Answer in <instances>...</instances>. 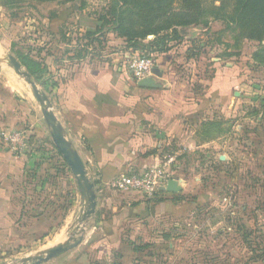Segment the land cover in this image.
Instances as JSON below:
<instances>
[{"label": "rangeland", "instance_id": "rangeland-1", "mask_svg": "<svg viewBox=\"0 0 264 264\" xmlns=\"http://www.w3.org/2000/svg\"><path fill=\"white\" fill-rule=\"evenodd\" d=\"M16 1L0 0V55L10 53L19 61L20 54L27 50L39 55L47 69L39 78H32L49 100L65 74L85 66L123 68L124 61L134 56L172 51L175 65L169 68L168 75L181 78L176 81H185V88L197 95L209 87V81L206 85L204 81L211 79L218 68L215 59L222 70L230 64L238 67V84L233 88L236 93H231L224 115L214 113L203 119L193 127L191 135H187L186 129L191 125L184 120L186 134L158 136L155 146L146 150L145 154L155 156L157 162L144 169L159 170L164 176L163 186L170 179L178 181L180 192H172L175 194L167 198L170 204L178 206V211L153 217L145 225L146 233L136 232L129 241L135 249L142 250L139 264H264V39L247 38L233 22L209 15L206 22L178 27L183 33L189 28L197 29L193 38L181 36L169 41L162 52L146 49L142 54L141 45L115 30V23L106 14L111 0ZM152 39L148 36L140 41L146 44ZM126 51L128 55L124 56ZM189 57L194 59L189 62ZM0 63L19 81L22 94L30 102L35 120L44 131L40 136L42 149L66 174V188L60 199H52L56 210L51 212L58 220L67 214L66 221H61L63 225L44 240L12 247L0 257V264H18L23 257L54 245V241H64L72 234L78 238L82 234L84 204L30 86L7 61ZM203 143L206 144L199 147ZM80 156L100 195L98 215L88 220L87 228L92 219L106 221L115 213L120 215L124 204L114 210L104 209L107 200L101 199V194L112 196V191H121L115 189L112 180L102 187L96 177L95 161L88 159L84 150ZM39 185V181L24 180L20 200L31 201L33 196L37 201L48 199ZM157 197L146 199L148 203L165 200ZM68 251L41 264L63 259Z\"/></svg>", "mask_w": 264, "mask_h": 264}, {"label": "crops", "instance_id": "crops-1", "mask_svg": "<svg viewBox=\"0 0 264 264\" xmlns=\"http://www.w3.org/2000/svg\"><path fill=\"white\" fill-rule=\"evenodd\" d=\"M195 30L189 28L187 33L180 32L184 38H193L197 34ZM171 52L153 56L155 66L151 76L160 84L159 88L138 86L137 81L125 73L126 60L123 68L85 66L77 72L71 71L53 89L52 109L79 155L84 150L88 159L95 161L96 177L102 187L121 173L139 172L157 162L155 156L145 152L155 146L158 136H183L184 120L191 125V128L186 126L187 135H191L193 127L203 119L214 113L224 115L231 93H236L233 89L238 84L236 65L230 64L222 70L215 59L218 68L210 80L204 81L205 85L209 81V87L204 88L202 95H197L194 90L185 88V81H176L181 78L168 75L169 68L175 65ZM127 55L126 51L124 56ZM193 59L189 57V62ZM121 70L125 72L121 73ZM22 93L19 81L0 63V129H26L32 137V150L26 154L14 153L0 141V257L12 247L44 240L54 229L60 228L67 217L65 214L58 220L51 215L56 210L52 199H60L66 188V174L51 167L57 165L56 160L42 149L40 136L44 131L40 124L38 126L30 102ZM205 144H199V147ZM46 158H53L51 164L48 160L43 162ZM40 175L47 182L41 180ZM24 180L39 181V187L44 188L49 198L37 201L33 196V202L20 200ZM95 191L98 202L100 195ZM113 192L116 191H112L115 199L108 193L101 194V199L107 200L104 209L114 210L124 204L123 210L131 214L119 218L115 213L106 221L92 219L82 241L69 249L63 259L48 264H139L137 259L142 256V250L135 249L129 240L136 232L146 233L145 225L147 227L153 217L178 211V206L167 199L175 194L169 191L159 194V198L165 200H151L143 216L135 214L141 212L140 209L131 208L133 203L141 201L142 195ZM142 201L146 199L142 198ZM98 210L97 203L95 217Z\"/></svg>", "mask_w": 264, "mask_h": 264}, {"label": "trees", "instance_id": "trees-1", "mask_svg": "<svg viewBox=\"0 0 264 264\" xmlns=\"http://www.w3.org/2000/svg\"><path fill=\"white\" fill-rule=\"evenodd\" d=\"M18 1L20 0L16 2ZM216 1L219 4L216 5ZM106 14L111 17L115 30L120 35L133 41L135 45H141L142 54L146 49L153 52L164 51L169 41L182 36L178 27L206 22L209 15L233 22L247 38L264 39V0H111ZM102 18L105 19V16ZM148 36H153V39L146 44L141 43L140 40ZM20 56L21 64L36 79L46 71L44 60L32 50H27ZM31 139L29 136L30 152ZM52 159L46 158L43 162L48 160L51 164ZM51 167L59 169L58 165ZM45 172L47 173V170ZM39 178L47 182L44 176L40 175ZM162 192L158 190L153 197L147 198H156ZM148 201L149 199H146L131 205L132 209H140L141 212L135 213L137 216H143ZM130 214L123 210L117 216L122 218L123 215Z\"/></svg>", "mask_w": 264, "mask_h": 264}, {"label": "water", "instance_id": "water-1", "mask_svg": "<svg viewBox=\"0 0 264 264\" xmlns=\"http://www.w3.org/2000/svg\"><path fill=\"white\" fill-rule=\"evenodd\" d=\"M7 61L9 66L30 86V91L34 99L39 103L42 117L49 128L51 139L70 169L77 186L81 201L84 204V210L81 215L80 233L85 232L86 224L89 219L93 218L96 211V191L94 182L89 178L85 164L78 151L72 145L71 140L67 137L65 129L55 115L51 102L46 93L39 89L37 83L33 80L31 74L25 69L21 62L12 54L7 53L5 56L0 55V62ZM137 85L141 87H157L158 83L152 76H147L137 80ZM161 190L177 192L180 190L179 183L176 179H170ZM74 238L73 234L66 237L64 241L58 242L52 246L36 251L32 255L23 257L18 264H41L59 254L78 245L83 235Z\"/></svg>", "mask_w": 264, "mask_h": 264}, {"label": "built area", "instance_id": "built-area-1", "mask_svg": "<svg viewBox=\"0 0 264 264\" xmlns=\"http://www.w3.org/2000/svg\"><path fill=\"white\" fill-rule=\"evenodd\" d=\"M155 59L152 55L134 56L125 63V70L135 79L152 75ZM0 141L14 153L30 152L29 134L26 129H0ZM163 175L159 170L150 167L142 171H127L116 176L112 181L115 189L134 192L144 197H153L163 186Z\"/></svg>", "mask_w": 264, "mask_h": 264}]
</instances>
